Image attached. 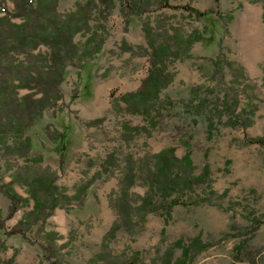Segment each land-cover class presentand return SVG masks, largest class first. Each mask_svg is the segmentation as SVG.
Listing matches in <instances>:
<instances>
[{"label":"rangeland","instance_id":"obj_1","mask_svg":"<svg viewBox=\"0 0 264 264\" xmlns=\"http://www.w3.org/2000/svg\"><path fill=\"white\" fill-rule=\"evenodd\" d=\"M85 1L58 0L57 12L64 17ZM1 2L13 12L11 0ZM95 2L90 24L96 40H101L98 51L81 65L66 68L60 87L62 98L25 131L31 143L27 157L14 156L0 147L3 181L10 180L14 170L33 174L46 168L55 172L58 191L71 197L101 170L108 154L115 155L116 164L108 174L92 182L79 198L63 201L46 219L45 231L57 235L62 264H91L100 251H105V258L98 264H161L170 256L174 262L180 258L182 247L194 239L199 242L197 249L183 264H264V144L251 141L264 137L261 3L151 1L145 15L178 56L168 62L173 78L162 90L150 119L126 113L120 101L124 92L139 86L149 68L150 49L142 26L146 17L126 16L118 0L104 15ZM3 14L0 10V16ZM189 34L199 38L187 45L183 38ZM87 36L78 33L74 37L79 48ZM48 52L46 46L39 45L27 53L14 54L13 61L35 67ZM218 56L223 76L215 71ZM5 80L0 76V88L2 83L9 84L10 77ZM228 87L237 92L239 109L254 108L252 123L246 128L231 127L225 123L228 113L213 112L209 129L212 111ZM9 92L4 86L0 99ZM15 92L21 96L28 90L17 88ZM198 102H202L201 111L195 113ZM125 124L138 127V132L129 137ZM13 137H8V143ZM168 146L174 147L178 157L189 151L197 171L208 164L210 188L200 186L188 192L167 217L156 212L147 214L143 221L136 219L131 232L120 229L103 247L102 237L116 219L109 201L118 192L125 158H144ZM14 188L21 196H28L26 186L15 184ZM144 191L145 186L137 180L130 189L134 205ZM31 204L29 200L5 220L0 264H48L37 243L4 233ZM8 205L9 200L0 193L2 216ZM41 236L36 232L30 235L36 242L43 239Z\"/></svg>","mask_w":264,"mask_h":264},{"label":"trees","instance_id":"obj_2","mask_svg":"<svg viewBox=\"0 0 264 264\" xmlns=\"http://www.w3.org/2000/svg\"><path fill=\"white\" fill-rule=\"evenodd\" d=\"M11 1L13 12H8L1 6L0 0V10L4 12L3 16H0V76L2 81L10 77L9 84L2 83L3 87L0 88V92L4 86L10 88V95L0 99V147L4 152L14 156L27 157L31 143L29 137L25 135L26 129L41 117L45 109L54 106L62 98L60 87L64 81L66 68L69 65H81L85 58L91 57L98 51L101 40H96V31L90 24L91 12L97 7L95 0H86L78 5L76 11L64 17L57 12L58 0ZM115 1L97 0L104 15L109 14L115 7ZM151 1L118 0L126 16L139 17L149 11ZM250 1L261 3L264 22V0ZM196 13L197 15L206 14ZM145 17L142 26L150 49L149 68L139 86L124 92L120 96V101L126 113L151 119L162 90L173 78V73L168 69V62L176 58L178 54L173 51L166 38L160 37L155 32L150 19L146 15ZM13 18H19L20 21L14 22ZM227 18L231 20V14ZM78 33H88L83 48H79L74 40ZM198 38L199 35L189 34L183 40L188 45ZM39 45L49 49L48 55L41 58L39 65L33 67L29 63L17 64L13 61L14 54L27 53ZM220 60L218 56V59L214 61L217 66L215 71H220L223 76L222 65L218 67ZM14 80H17V83H14ZM17 88H25L28 92L16 96ZM219 102L220 105L212 111L209 129H212L213 125V112L228 113L225 123L231 127L246 128L251 125L254 108L239 109L238 94L232 91V87L227 88V93ZM201 106L202 102L195 105L197 108L195 113L201 111L198 110ZM244 113L247 116H242ZM123 128L129 137L139 130L138 127L126 124ZM10 135L14 136V140L8 143ZM251 141L264 144V137L252 138ZM116 161L114 154H108L101 170L82 184L71 197L79 198L92 182L108 174ZM209 173L208 164H204L200 171H197L190 152L187 151L178 157L172 146L164 147L151 156L140 159L128 155L124 160L118 192L109 201L115 210L116 219L102 237V246L107 247L120 229L131 232L136 219L143 221L147 214L156 212H161L167 217L173 206L180 203L179 199L188 192H193L200 186L210 188ZM10 175L11 178L7 182H4L3 177L0 176V193L9 200L6 215L2 216L0 213V251L4 247L1 233L5 229V220L13 217L17 210L31 200L30 209L23 213L10 231L4 233L19 235L30 243H37L48 264H62L56 245L57 235L54 231H45V223L53 210L61 206L63 201H70L71 197L58 191L55 184V172L46 168L33 174L18 169ZM137 180L145 186V191L138 198V203L134 205L136 201H133L130 189ZM15 184L26 186L28 196L23 197L18 194L14 188ZM34 232L41 233L43 239L37 242L32 240L30 235ZM198 244V239H194L190 245L182 247L180 258L172 262L173 259L170 256L169 259H163L161 264H183L190 259L192 250L197 249ZM103 258H105V251H100L97 257L91 260V264H98L97 261ZM106 264L112 263L106 261Z\"/></svg>","mask_w":264,"mask_h":264},{"label":"bare ground","instance_id":"obj_3","mask_svg":"<svg viewBox=\"0 0 264 264\" xmlns=\"http://www.w3.org/2000/svg\"><path fill=\"white\" fill-rule=\"evenodd\" d=\"M254 47V46H253ZM254 59V58H253ZM102 107V106H101Z\"/></svg>","mask_w":264,"mask_h":264}]
</instances>
